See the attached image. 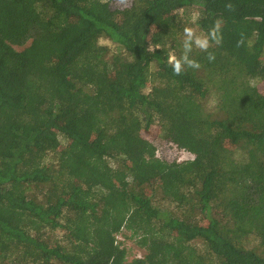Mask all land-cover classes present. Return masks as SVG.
<instances>
[{"label": "trees", "instance_id": "trees-1", "mask_svg": "<svg viewBox=\"0 0 264 264\" xmlns=\"http://www.w3.org/2000/svg\"><path fill=\"white\" fill-rule=\"evenodd\" d=\"M0 264H264V0H0Z\"/></svg>", "mask_w": 264, "mask_h": 264}, {"label": "rangeland", "instance_id": "rangeland-1", "mask_svg": "<svg viewBox=\"0 0 264 264\" xmlns=\"http://www.w3.org/2000/svg\"><path fill=\"white\" fill-rule=\"evenodd\" d=\"M199 8V7H198ZM197 7L188 9V10H180L178 12L179 17L185 21L187 24V28L191 29L193 31V42L195 43L196 37L205 38L204 34L200 30L198 26L195 25V22L199 16V9ZM188 37V36H187ZM103 45L109 46L111 50L115 48L113 44H111L108 41H102ZM17 50H22V48L16 47ZM62 142H64V139H62ZM156 147H157V155L159 158L169 161V162H182V161H188L192 160L193 156L185 151L178 150L175 146L170 144L169 142L163 140L162 138H159L156 141ZM47 161L52 162L54 161V155H50L47 158ZM57 235L61 236L62 234L59 232ZM119 243H123V246L127 249L128 257L127 259L129 261H132L137 258H142L145 254L142 248H140L136 242L130 238V233H127L126 231H123L120 233L117 237Z\"/></svg>", "mask_w": 264, "mask_h": 264}, {"label": "clouds", "instance_id": "clouds-1", "mask_svg": "<svg viewBox=\"0 0 264 264\" xmlns=\"http://www.w3.org/2000/svg\"><path fill=\"white\" fill-rule=\"evenodd\" d=\"M185 32L187 33L188 41H186L184 45L186 51L183 56V60L181 61V60L175 59L174 57L172 58L174 62L173 70L176 74H180L182 70V63H187L188 65L193 66V67H199V65L195 61L189 59L188 54H187L191 50V41L193 40V31L191 29L186 28ZM213 36L217 39V42H219V37L216 35L215 32H213ZM195 44L201 49H207L209 47V40L206 37L205 38L196 37Z\"/></svg>", "mask_w": 264, "mask_h": 264}]
</instances>
